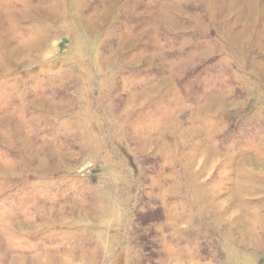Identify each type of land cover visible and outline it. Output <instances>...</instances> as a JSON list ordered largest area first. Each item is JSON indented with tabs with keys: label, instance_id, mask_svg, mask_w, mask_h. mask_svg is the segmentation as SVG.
Segmentation results:
<instances>
[{
	"label": "rangeland",
	"instance_id": "rangeland-1",
	"mask_svg": "<svg viewBox=\"0 0 264 264\" xmlns=\"http://www.w3.org/2000/svg\"><path fill=\"white\" fill-rule=\"evenodd\" d=\"M0 264H264V0H0Z\"/></svg>",
	"mask_w": 264,
	"mask_h": 264
}]
</instances>
